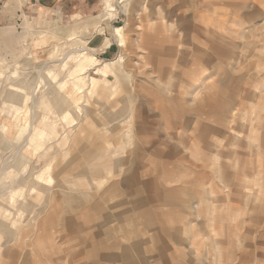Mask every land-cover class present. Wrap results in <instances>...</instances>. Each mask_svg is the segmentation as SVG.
Returning a JSON list of instances; mask_svg holds the SVG:
<instances>
[{
  "label": "clouds",
  "instance_id": "obj_1",
  "mask_svg": "<svg viewBox=\"0 0 264 264\" xmlns=\"http://www.w3.org/2000/svg\"><path fill=\"white\" fill-rule=\"evenodd\" d=\"M0 264H264V0H0Z\"/></svg>",
  "mask_w": 264,
  "mask_h": 264
}]
</instances>
